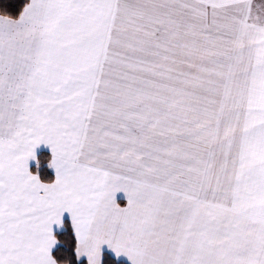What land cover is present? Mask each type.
<instances>
[{
  "label": "snow or ice",
  "instance_id": "1",
  "mask_svg": "<svg viewBox=\"0 0 264 264\" xmlns=\"http://www.w3.org/2000/svg\"><path fill=\"white\" fill-rule=\"evenodd\" d=\"M40 145L51 182L29 167ZM104 245L131 264H264V0L0 14V264H101Z\"/></svg>",
  "mask_w": 264,
  "mask_h": 264
},
{
  "label": "trees",
  "instance_id": "2",
  "mask_svg": "<svg viewBox=\"0 0 264 264\" xmlns=\"http://www.w3.org/2000/svg\"><path fill=\"white\" fill-rule=\"evenodd\" d=\"M27 2V0H0V13L7 15H18L20 9ZM50 154L46 151L39 152L37 159L39 160V166L37 163L33 164L32 171L40 175L41 180L45 182H51L54 180L55 175L49 167ZM58 237L59 243L53 249V255L59 260L72 259L74 257V235L71 231V223L68 219H65V225L62 229L55 232ZM77 264H87L86 261L80 260ZM102 264H129L126 261L118 260L111 254L104 252Z\"/></svg>",
  "mask_w": 264,
  "mask_h": 264
},
{
  "label": "crops",
  "instance_id": "3",
  "mask_svg": "<svg viewBox=\"0 0 264 264\" xmlns=\"http://www.w3.org/2000/svg\"><path fill=\"white\" fill-rule=\"evenodd\" d=\"M26 3H27V2H26ZM0 14H1V13H0ZM41 151H46V152H48V153L50 154V156H52V154H51V150H50V147H49V146H45V145H40V146H38L37 149H36V156H38L39 152H41ZM50 160H51V157H50ZM49 162H50V161H49ZM35 163H36V160H31V161L29 162V167H30V170H31V171H32L31 167H32V165L35 164ZM50 168H51V167H50ZM51 170H52V172H53L54 175H55V170H54L53 168H51ZM32 172H34V171H32ZM34 173H36V172H34ZM42 181H43V180H42ZM44 182H45V181H44ZM116 198H117L118 203H119L121 206H124V205L126 204V202H127V201H126V198H125V194L122 193V192H121V193H118ZM64 219H68V220L70 221V217L68 216L67 213H65V217H64ZM70 223H71V221H70ZM62 228H63V227H57V226H54V233H55L56 231L62 229ZM101 251H102V260H101V264L103 263V255H104V252H107V253L111 254L113 257H115V258L118 259V260H123V261H126L127 263L131 264V262L128 260V258H127L126 256H124V255H121L120 257H116L115 253H114L111 249H109L106 245L102 246ZM81 260L86 261V258H85V257H82ZM86 263H87V261H86Z\"/></svg>",
  "mask_w": 264,
  "mask_h": 264
}]
</instances>
